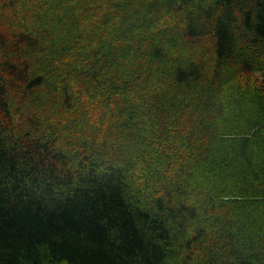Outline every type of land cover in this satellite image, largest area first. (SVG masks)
<instances>
[{
    "label": "trees",
    "instance_id": "16d2710c",
    "mask_svg": "<svg viewBox=\"0 0 264 264\" xmlns=\"http://www.w3.org/2000/svg\"><path fill=\"white\" fill-rule=\"evenodd\" d=\"M199 258L264 264V0H0V264Z\"/></svg>",
    "mask_w": 264,
    "mask_h": 264
},
{
    "label": "rangeland",
    "instance_id": "374dc122",
    "mask_svg": "<svg viewBox=\"0 0 264 264\" xmlns=\"http://www.w3.org/2000/svg\"><path fill=\"white\" fill-rule=\"evenodd\" d=\"M233 101V103L234 104H236V103H238V100H232ZM237 105V104H236ZM238 110V109H237ZM237 110H236V114H234V115H231V116H233V117H235L236 115L238 116L239 115V112L237 113ZM236 116V117H237ZM154 153V151L152 150V154ZM191 165H193V164H191ZM189 170H191L190 168H189ZM191 172V178H193V176L195 175V171H190ZM162 173L163 172H161V171H158L157 172V174L159 175V176H161L162 175ZM166 176V175H165ZM167 178H174V176L173 175H170V176H167ZM194 181H195V183H194ZM192 182V185H197L199 182L197 181L196 182V179H193V181H191ZM197 191V190H196ZM198 194L200 195V193L198 192ZM196 256H194L193 258H195ZM199 261H200V264H203V261L201 260V258H199Z\"/></svg>",
    "mask_w": 264,
    "mask_h": 264
}]
</instances>
